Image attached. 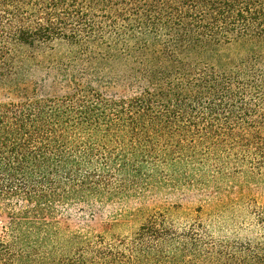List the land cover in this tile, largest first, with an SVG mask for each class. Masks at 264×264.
Returning <instances> with one entry per match:
<instances>
[{
  "label": "trees",
  "instance_id": "1",
  "mask_svg": "<svg viewBox=\"0 0 264 264\" xmlns=\"http://www.w3.org/2000/svg\"><path fill=\"white\" fill-rule=\"evenodd\" d=\"M239 179H264V0H0V264H264ZM177 185L212 193L124 235L53 219Z\"/></svg>",
  "mask_w": 264,
  "mask_h": 264
},
{
  "label": "rangeland",
  "instance_id": "2",
  "mask_svg": "<svg viewBox=\"0 0 264 264\" xmlns=\"http://www.w3.org/2000/svg\"><path fill=\"white\" fill-rule=\"evenodd\" d=\"M115 91L124 90L118 87ZM227 191L233 197H244L264 205V179L253 181L239 179ZM209 193L212 191H200L181 185L155 187L136 195L119 197L103 203L58 204L53 219L63 229L124 235L158 210L175 205L188 209L204 205L207 203ZM9 221V216L0 215V237H5Z\"/></svg>",
  "mask_w": 264,
  "mask_h": 264
}]
</instances>
